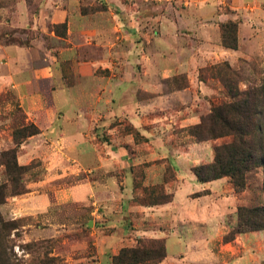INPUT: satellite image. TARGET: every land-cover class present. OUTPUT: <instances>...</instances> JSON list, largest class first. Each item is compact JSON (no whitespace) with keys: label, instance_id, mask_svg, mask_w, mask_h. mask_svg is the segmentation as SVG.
<instances>
[{"label":"rangeland","instance_id":"374dc122","mask_svg":"<svg viewBox=\"0 0 264 264\" xmlns=\"http://www.w3.org/2000/svg\"><path fill=\"white\" fill-rule=\"evenodd\" d=\"M25 1L34 12L42 0ZM84 1L85 14L108 8ZM143 1L94 15L102 43L73 48L77 57L63 63L69 86L83 84L85 67L96 76L97 103L73 118L86 127L81 158L56 159V169L30 158L23 145L34 123L12 89L0 95V264H264V230L226 241L240 207L264 206L263 168L239 192L228 177L200 183L193 173L230 141L197 139L202 122H245L248 107L264 128V0ZM148 8L159 11L136 22ZM116 15L126 26L136 17L129 40ZM52 30L67 35L65 24ZM32 40L46 44L40 53L54 48L47 34L0 27L2 44ZM239 103L243 117L226 114ZM77 168L85 171L71 174ZM87 182L86 199L58 198Z\"/></svg>","mask_w":264,"mask_h":264},{"label":"crops","instance_id":"0c3cea01","mask_svg":"<svg viewBox=\"0 0 264 264\" xmlns=\"http://www.w3.org/2000/svg\"><path fill=\"white\" fill-rule=\"evenodd\" d=\"M6 1L0 0L2 4L0 5V27L8 26L12 29L47 34L53 43V49L47 48L40 53L38 47L41 44L46 46V44L38 40H32L25 45H6L0 42V95L12 89L20 100L21 108L30 116L32 123L40 129V134L31 137L23 145V149L31 148V152L36 154L30 152V158L37 157L46 163L48 160L50 164L48 167L56 169L59 165H53L56 159L66 156L67 160L74 161L86 154L87 150L81 148L82 143L86 142L85 124L74 122L73 118L83 115L86 107L91 106L93 102L97 103L95 72L85 67L80 73L84 79L83 84L69 86L64 79L63 63L75 60L77 52L73 48L79 45L102 43L99 41L103 39L104 32H102L101 22L98 24L95 21V16L105 17L110 14L115 16V13H112L114 8L120 7L122 3L129 4L132 0H93L94 3L102 1L108 6L106 10L96 15L81 12L79 5L82 0H42L34 12L30 10L31 6L25 0H17L12 9L7 8ZM154 1L161 3L163 0H144L143 3L144 5L153 4ZM83 2L87 3L84 0ZM160 6L162 5L156 7L160 8ZM156 10L152 11L151 8H148V11L142 10L137 18L130 17L132 22L127 20L128 26L117 21V15L123 13L121 10V13L118 12L116 15L115 22L122 28L119 29L116 26L115 30L123 31L126 27L124 32L127 35L130 29L135 28L137 20L149 19L150 14L157 13ZM146 16L148 18H145ZM63 24L67 25L66 37H61L52 30V27ZM129 39L127 35V40ZM62 44L66 47H60ZM84 63L87 64V62ZM93 64L95 66L94 62ZM54 142L63 145V148L68 149L67 152L57 149ZM50 148L54 151L46 156L45 151L51 150ZM28 155L25 156L26 159H30ZM62 161L65 160L62 159L60 162ZM80 171L85 170L77 168L71 174L77 175ZM87 183V185L64 187L60 195L58 194V198L61 197L62 203L86 199L87 195L82 194L79 187H86L88 190L89 182Z\"/></svg>","mask_w":264,"mask_h":264},{"label":"trees","instance_id":"16d2710c","mask_svg":"<svg viewBox=\"0 0 264 264\" xmlns=\"http://www.w3.org/2000/svg\"><path fill=\"white\" fill-rule=\"evenodd\" d=\"M228 47L235 49L237 44L235 43ZM240 108H243L240 103L233 107H227L226 114L231 116L236 114L243 117L242 113L237 112V110L242 111ZM249 112L250 108L247 107L244 116L249 117V119L245 122H235V120L202 122L199 127L195 128V137L200 141L221 137L230 139L229 142L215 149V159L212 163L193 168V173L200 183H208L228 177L234 189L239 192L246 188L248 173L259 168L264 170V142L257 141L256 135L257 133L264 134V128L257 126V123L253 122ZM25 129L31 130L27 138L40 134L39 128L34 125ZM22 143L23 141L16 144L20 146ZM12 152L16 154V148ZM21 169L23 168L21 167ZM3 203L4 199L0 201V204ZM237 216L238 227L226 237V241H233L238 234L264 230V206L240 207L237 211ZM0 224L6 225L2 219H0Z\"/></svg>","mask_w":264,"mask_h":264}]
</instances>
